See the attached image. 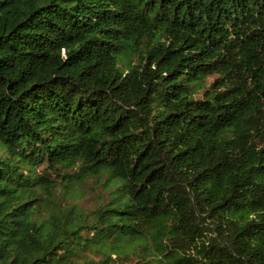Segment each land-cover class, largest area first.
I'll return each instance as SVG.
<instances>
[{
    "label": "trees",
    "instance_id": "16d2710c",
    "mask_svg": "<svg viewBox=\"0 0 264 264\" xmlns=\"http://www.w3.org/2000/svg\"><path fill=\"white\" fill-rule=\"evenodd\" d=\"M0 264H264V0H0Z\"/></svg>",
    "mask_w": 264,
    "mask_h": 264
},
{
    "label": "rangeland",
    "instance_id": "374dc122",
    "mask_svg": "<svg viewBox=\"0 0 264 264\" xmlns=\"http://www.w3.org/2000/svg\"><path fill=\"white\" fill-rule=\"evenodd\" d=\"M87 193L83 194L80 197V201L84 206L90 207L94 204L97 199V187L94 186L93 181H88L86 184Z\"/></svg>",
    "mask_w": 264,
    "mask_h": 264
}]
</instances>
